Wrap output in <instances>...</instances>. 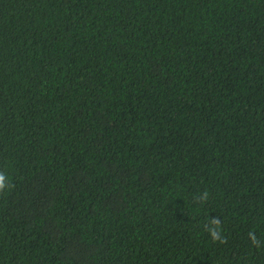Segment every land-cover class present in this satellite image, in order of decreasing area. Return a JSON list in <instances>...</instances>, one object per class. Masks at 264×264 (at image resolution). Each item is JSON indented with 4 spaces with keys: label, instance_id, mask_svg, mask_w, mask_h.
<instances>
[{
    "label": "trees",
    "instance_id": "trees-1",
    "mask_svg": "<svg viewBox=\"0 0 264 264\" xmlns=\"http://www.w3.org/2000/svg\"><path fill=\"white\" fill-rule=\"evenodd\" d=\"M0 264H264V0H0Z\"/></svg>",
    "mask_w": 264,
    "mask_h": 264
},
{
    "label": "clouds",
    "instance_id": "clouds-1",
    "mask_svg": "<svg viewBox=\"0 0 264 264\" xmlns=\"http://www.w3.org/2000/svg\"><path fill=\"white\" fill-rule=\"evenodd\" d=\"M6 187L4 183V177L3 175H0V191H3V189Z\"/></svg>",
    "mask_w": 264,
    "mask_h": 264
}]
</instances>
